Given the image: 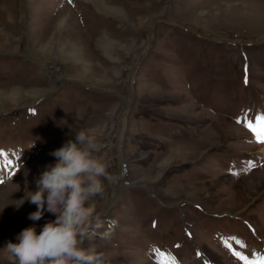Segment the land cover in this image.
<instances>
[{"label":"rangeland","instance_id":"1","mask_svg":"<svg viewBox=\"0 0 264 264\" xmlns=\"http://www.w3.org/2000/svg\"><path fill=\"white\" fill-rule=\"evenodd\" d=\"M261 117L264 0H0V264L82 130L110 162L83 226L104 264H264Z\"/></svg>","mask_w":264,"mask_h":264},{"label":"clouds","instance_id":"2","mask_svg":"<svg viewBox=\"0 0 264 264\" xmlns=\"http://www.w3.org/2000/svg\"><path fill=\"white\" fill-rule=\"evenodd\" d=\"M98 153L95 138L84 130L50 153L55 162L46 165L36 179L37 190L26 189L25 199L37 208L30 220L39 221L45 212L56 218L39 233L28 227L17 235L18 243H7V251L18 264H104L101 255L82 247L83 226L95 212L94 199L104 191L103 180L110 166Z\"/></svg>","mask_w":264,"mask_h":264},{"label":"bare ground","instance_id":"3","mask_svg":"<svg viewBox=\"0 0 264 264\" xmlns=\"http://www.w3.org/2000/svg\"><path fill=\"white\" fill-rule=\"evenodd\" d=\"M125 115V114H124ZM124 118H125V116H124ZM216 127V126H215ZM238 129V128H237ZM238 130H240V129H238ZM33 164V163H32ZM0 192H3V190L2 191H0ZM5 193V192H4ZM3 193V194H4ZM1 197H2V200H1V202H0V209H5V210H8V208L10 207V205H9V201L6 199V196H3L2 195V193H1ZM15 208V207H14ZM25 210V209H24ZM37 210V208H36V206L35 207H33V208H31V210L27 213V215H25V217L27 218H29V215L31 214V213H33V212H35ZM55 219V216L54 217H52V218H50V220L49 221H53ZM23 221V220H22ZM20 226L22 227L23 226V222H22V224H20ZM43 226H44V224H43V222H42V218L39 220V221H31V223H30V227H35L36 229H37V233H39L40 232V230L43 228Z\"/></svg>","mask_w":264,"mask_h":264},{"label":"snow or ice","instance_id":"4","mask_svg":"<svg viewBox=\"0 0 264 264\" xmlns=\"http://www.w3.org/2000/svg\"><path fill=\"white\" fill-rule=\"evenodd\" d=\"M260 119L264 120V117H261ZM248 126H249V128H252V125H251V124H249ZM253 131H255V129H253ZM258 140H260L261 142H264V139H262L261 137H259V135H258ZM226 243H227V242H226ZM229 247H230V245H229ZM233 254L236 255V256H237L238 258H240L241 260L246 261V264H247V257H245V256H243L242 254L237 253V252H235V251H233ZM160 255H164V254H160ZM257 261H264V258H262V257H257ZM166 264H175V260H174V258L169 257L168 260L166 261ZM254 264H255V262H254Z\"/></svg>","mask_w":264,"mask_h":264},{"label":"water","instance_id":"5","mask_svg":"<svg viewBox=\"0 0 264 264\" xmlns=\"http://www.w3.org/2000/svg\"><path fill=\"white\" fill-rule=\"evenodd\" d=\"M144 56H145V55H144ZM144 56H143V57H141V58H140V60H142V59L144 58Z\"/></svg>","mask_w":264,"mask_h":264}]
</instances>
